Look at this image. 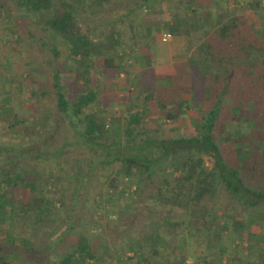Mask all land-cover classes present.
Instances as JSON below:
<instances>
[{"label": "trees", "instance_id": "1", "mask_svg": "<svg viewBox=\"0 0 264 264\" xmlns=\"http://www.w3.org/2000/svg\"><path fill=\"white\" fill-rule=\"evenodd\" d=\"M2 1L0 11L7 7ZM15 1L22 4L20 14L42 28L49 72L9 73L25 87H16L14 97L21 101L28 90L33 112L47 119L57 112L65 132L49 147L0 145V226L8 223L0 237V264H149V257L170 264L191 238L201 240L202 263L209 249L216 250L215 258L223 255L208 244L211 237L221 239L222 220L244 215L245 222L264 221V0H247L244 12L232 6L237 0ZM153 2L171 19L169 32L186 27L182 49L169 70L135 75L123 140L109 142L99 114H106L107 95L114 90L94 88L93 57L113 50L134 62L152 60L159 26L144 20V10ZM99 15L94 24L83 22ZM83 23L99 31L96 40L83 32ZM62 45L65 57L75 59L72 71L83 85L62 82V67L53 64ZM143 117L159 131L165 128L163 118L188 131L149 135ZM24 152L29 156L23 158ZM113 176L123 181L120 198L136 213L129 225L134 236L148 243L139 242L138 250L134 239L110 247L92 234L97 201L110 189L119 192L111 187ZM89 204L88 222L78 225L75 210ZM23 219L18 231L14 222ZM164 235L177 238V245ZM92 239L99 241L98 250ZM234 254L239 255L237 247Z\"/></svg>", "mask_w": 264, "mask_h": 264}, {"label": "rangeland", "instance_id": "2", "mask_svg": "<svg viewBox=\"0 0 264 264\" xmlns=\"http://www.w3.org/2000/svg\"><path fill=\"white\" fill-rule=\"evenodd\" d=\"M5 5L7 6L4 10L0 11V145L1 143H6L4 147L6 148H13V149H27L31 146L35 145L36 147H49L51 144L55 141V139L58 137V135L64 134V123L62 122V119L59 118L57 112L53 111L51 115L49 116L50 119H47L42 114H35L33 112V108L29 103H27V97H28V90L25 91L24 95L22 94V98L19 101L14 97L15 92H17V88L24 87V83L22 79H18L16 77H13L11 80L8 76V74H24L27 72L30 75H38L36 74L38 70H43V72L46 75V72L49 70V66H47L45 63L48 60V52H46L44 46H42L41 37L43 36L42 28L40 25L38 27L34 24L35 19L31 18L28 20V17L21 15L23 7L22 4L18 3L15 0H4ZM0 2H3L0 0ZM248 1L247 0H237L236 3H233L232 6L234 8H237L239 12L248 11ZM16 6V7H14ZM22 7V8H21ZM99 16H93L89 17V19L84 18L83 22L85 21L88 23V21L92 22L93 24L96 23L99 20ZM153 17V16H152ZM86 23H83L86 24ZM83 25V32H87L88 34H91L92 38L96 40L97 35H99V31H91L90 28L87 26L84 27ZM168 31V30H167ZM127 34V33H126ZM127 37V35H126ZM47 43H52L50 39L45 38ZM124 40H127L126 38ZM122 41V40H121ZM54 43H58L59 41H55ZM182 44V41L180 38H171V42L167 44V48L173 50L175 53L177 51V48ZM166 48L165 43L163 44H156L154 49H157V51L165 52L164 49ZM62 55L61 57L56 59V61L53 62L54 65H57L62 67L61 71V79H63L64 84L66 86H74L76 84L75 76L73 75V71L71 67L75 65L74 61L75 59L72 57H65L67 48L62 45ZM156 51V52H157ZM110 53H113V50H110ZM109 53V54H110ZM114 54V53H113ZM67 59L71 61L70 66V72H65V64L67 62ZM74 64V65H73ZM72 67V68H73ZM8 68V69H7ZM49 72V71H48ZM96 70H91L89 73L92 74V76L96 73ZM81 74V73H79ZM69 79L67 81L66 79ZM8 88V89H7ZM25 88V87H24ZM68 88V87H67ZM8 93H7V90ZM15 89V90H14ZM15 91V92H13ZM17 94V93H16ZM10 95V98H9ZM3 144V145H4ZM25 153V152H24ZM23 154V153H22ZM29 155L25 153L23 155V158L28 157ZM1 161V159H0ZM207 166L211 165L210 160H206L205 163ZM1 166V165H0ZM112 188L117 189L120 193H122V186L123 181L121 179L113 176L112 179ZM52 189L57 188V184L54 183L52 185ZM114 193V190L110 189L107 192ZM102 193V192H101ZM104 194V190H103ZM106 195L105 197H107ZM104 199L100 197V199L97 201L98 205H101ZM114 201V199H113ZM119 203L120 206H127L130 208L129 203L125 202L120 198V201L116 202ZM90 206L86 208L87 206L81 205L80 207L75 210L77 212V223L78 225H84L88 222V218L86 217L87 210L90 212L91 210V204ZM86 208V210H85ZM130 210H133L130 208ZM97 210L93 209V213L97 216L96 213ZM101 213V212H100ZM121 211L117 212V216L114 214V211L110 214L111 216H107V214L101 213L100 217H96V223L97 228L92 229V234L95 235V238H98L100 240L103 238L105 242H107L106 238H109L111 240V243H109V246H120L123 243L126 244V241L131 240V235L134 237L135 231L130 228L124 226L123 222L128 221V224L130 220L133 218V216L136 214L134 211L133 215H129L130 219H127V217L122 218V216H126V214ZM100 218V219H99ZM134 221V220H133ZM132 221L131 224H134ZM8 223L3 224L0 226V237L4 236L5 231L7 230ZM25 221L15 220L13 227L16 226V229L19 231V229L24 228ZM105 224H113L112 227H107ZM132 226V225H131ZM124 227L123 231H120V228L122 229ZM91 235V236H93ZM93 240V239H92ZM99 242V241H98ZM102 243V242H100ZM67 246L71 247L70 244H66ZM104 246L103 244H101ZM123 252V251H121ZM208 253H213L214 255L216 250L209 249L207 251ZM221 252V251H219ZM114 254V253H113ZM116 256V255H115ZM113 255L112 259L115 258ZM124 253H121L120 258L124 260ZM217 257H220L217 255ZM114 261V260H113Z\"/></svg>", "mask_w": 264, "mask_h": 264}, {"label": "crops", "instance_id": "3", "mask_svg": "<svg viewBox=\"0 0 264 264\" xmlns=\"http://www.w3.org/2000/svg\"><path fill=\"white\" fill-rule=\"evenodd\" d=\"M144 14L146 15L144 20H146L147 23H151L154 25L159 26L157 32L155 33V44L165 43L166 48L164 49L165 52L157 51V49L152 50V60L142 58L134 62L132 56L122 53L121 51L114 52L111 54L109 52H105L102 54L100 58L93 57L94 60V68L97 71L95 73V84L94 88H100L104 87L113 89V92H110L108 96L110 105H106L104 111H106V114H99L100 118L103 120L104 123V140L109 142H122V131H123V116L126 113V106L132 104L133 96L129 93L131 92L133 88V83L136 81L138 77L137 75L139 71H142L144 69L149 70L150 74L153 75L161 74V71L163 70H169L171 64L178 58L180 52H181V46L182 44L177 48V51L174 53L173 50L167 48V44L171 42V38H180L181 41H183L184 38V29L186 28L183 25H179L178 29L179 32H176V34H173L167 30L170 28V25L172 24L171 19L168 18V16L161 10V3L153 2L152 8H147L144 10ZM153 16V17H152ZM168 22V23H167ZM167 23V25H166ZM163 32H169L171 34V37L168 41H162L160 39L161 34ZM157 51V52H156ZM110 53V54H109ZM150 62V63H149ZM152 62V63H151ZM71 61L67 59V62L65 64V72L68 73L73 68L71 67ZM99 71V72H98ZM103 73V74H101ZM74 75V74H73ZM66 79V78H65ZM64 83L63 79H61ZM69 81V79H66ZM83 80H81L80 77H78V80H76V84H82ZM93 85V84H92ZM169 90V89H165ZM158 95L161 96V89L157 91ZM157 98L154 96V99ZM95 110H98V108L95 107ZM101 110H103V107H101ZM155 118V116H154ZM144 122V129H146V132L149 135H156L163 133L166 136L176 137L180 135H184L187 133L188 129L184 124L176 123V122H170L165 120L164 118L160 120V122H163L165 124L164 130L161 129L159 131L158 127L149 120L148 117H143ZM182 124V125H181ZM113 193H107L108 196L104 199L101 205H96V213L97 216L100 217L101 213L107 214L108 218L111 216L110 214L114 211V214L117 216V212L121 211L126 214V216H122V218L127 217L129 218V215H133L134 211L130 210L127 206H120L119 203L116 202L120 199V192L114 191ZM118 196V197H117ZM115 198V199H114ZM114 199V201H113ZM101 212V213H100ZM124 214V215H125ZM244 216V215H243ZM243 216H235V217H227L226 219L222 220L220 222V230H219V237L221 238L219 241L217 237L210 238L208 240V244H212L214 246H217L218 250L222 252V256L215 258V255L213 253H205L206 258H203V261L201 263V258L199 255L202 252L201 247V240L200 239H188L186 244V250L184 253H177V255H174L173 259L170 261V264H179L182 262L183 264H207L208 260L214 261L213 264H264V221L263 217H257L255 220L250 222L243 221ZM100 219V218H99ZM247 221V219H246ZM131 222V221H130ZM127 225V221L123 222L124 226L131 225V223ZM107 227H112L113 224H105ZM127 227V228H128ZM124 227L122 229L120 228V231H123ZM94 231V230H93ZM137 235V234H135ZM141 236V235H140ZM164 237V238H163ZM162 238L165 241L171 242L173 244L178 243L177 238L169 237L167 235H164ZM137 239L136 236L130 238L134 239L136 241V248L138 250L139 248V242L142 246L148 243H144L143 238ZM107 239V243H111V240L109 238ZM161 239V238H160ZM90 244L94 248L99 247V242L97 244L96 240L93 239ZM161 245V240L158 241V246ZM110 247H113L112 245ZM235 247H237V251L239 255H235ZM145 248V247H144ZM95 249V250H96ZM98 250V249H97ZM208 251V250H207ZM261 252V253H257ZM102 254L100 257L103 261L106 262L104 253L100 252ZM146 253V252H145ZM253 253V254H251ZM132 253H127V255H131ZM148 256V255H147ZM107 257V256H106ZM160 259V258H159ZM161 260L155 259V257H149L147 259V263L149 264H160Z\"/></svg>", "mask_w": 264, "mask_h": 264}, {"label": "built area", "instance_id": "4", "mask_svg": "<svg viewBox=\"0 0 264 264\" xmlns=\"http://www.w3.org/2000/svg\"><path fill=\"white\" fill-rule=\"evenodd\" d=\"M170 37H171V34H170L169 32H163V33L161 34L160 39H161L162 41H168V40L170 39Z\"/></svg>", "mask_w": 264, "mask_h": 264}]
</instances>
